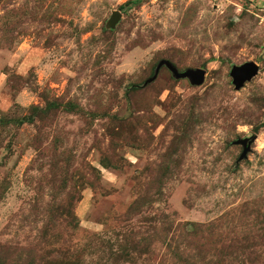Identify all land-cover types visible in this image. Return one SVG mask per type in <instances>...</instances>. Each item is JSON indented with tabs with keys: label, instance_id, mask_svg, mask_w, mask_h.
I'll use <instances>...</instances> for the list:
<instances>
[{
	"label": "rangeland",
	"instance_id": "rangeland-1",
	"mask_svg": "<svg viewBox=\"0 0 264 264\" xmlns=\"http://www.w3.org/2000/svg\"><path fill=\"white\" fill-rule=\"evenodd\" d=\"M262 137L264 0H0V264H264Z\"/></svg>",
	"mask_w": 264,
	"mask_h": 264
},
{
	"label": "water",
	"instance_id": "water-1",
	"mask_svg": "<svg viewBox=\"0 0 264 264\" xmlns=\"http://www.w3.org/2000/svg\"><path fill=\"white\" fill-rule=\"evenodd\" d=\"M120 18V14L118 12H115L111 19H110V25H115L117 21ZM165 65L167 69L173 74L176 78H187L191 81L194 85H201L204 81V75L205 71L202 69L197 70H186L185 72H178L176 68L171 65L167 61H161L157 67L156 73L159 70V68ZM258 73V66L255 63H247L242 66H234L231 69L230 76L232 77L233 85L235 86V89H240L244 86V84L250 80H252L253 77H255ZM254 137L251 138H245V139H239L235 142V145H239L242 147V153L240 155V159L246 158L250 151V145L253 142Z\"/></svg>",
	"mask_w": 264,
	"mask_h": 264
},
{
	"label": "clouds",
	"instance_id": "clouds-1",
	"mask_svg": "<svg viewBox=\"0 0 264 264\" xmlns=\"http://www.w3.org/2000/svg\"><path fill=\"white\" fill-rule=\"evenodd\" d=\"M242 131H247V128H242ZM257 150H264V137L256 141Z\"/></svg>",
	"mask_w": 264,
	"mask_h": 264
}]
</instances>
